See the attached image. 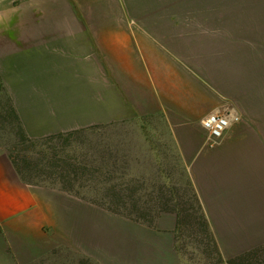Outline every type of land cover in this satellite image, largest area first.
<instances>
[{
  "label": "crops",
  "instance_id": "0c3cea01",
  "mask_svg": "<svg viewBox=\"0 0 264 264\" xmlns=\"http://www.w3.org/2000/svg\"><path fill=\"white\" fill-rule=\"evenodd\" d=\"M263 9L264 0H0V86L28 138L137 123L153 153L162 146L150 165L160 184L151 223L95 192L36 190L0 154V264L60 253L181 264L184 199L201 206L222 264L264 246V67L216 36V25L256 23ZM226 111L241 120L211 147L202 120ZM170 167L183 170L185 196L168 197Z\"/></svg>",
  "mask_w": 264,
  "mask_h": 264
},
{
  "label": "rangeland",
  "instance_id": "374dc122",
  "mask_svg": "<svg viewBox=\"0 0 264 264\" xmlns=\"http://www.w3.org/2000/svg\"><path fill=\"white\" fill-rule=\"evenodd\" d=\"M216 28L217 39L221 44L225 43L226 47H230L233 54H243L238 57L251 60L264 67V9L263 17L259 18L256 23H232L216 25ZM139 128L137 123H125L85 134H76L72 138L50 136L38 140L30 138L23 140L14 119L0 111V154L13 156L18 160L24 177L36 190L46 187L62 191L64 190L62 183L65 178L78 179V181L89 180L90 177L87 175L82 177L80 173L77 176L66 174L65 170L60 168L64 166L65 169V165L75 160L87 161L89 164L98 161L99 168L102 167V164L110 167L117 166L113 171L115 173L114 181L118 179L116 182L119 183L118 187L128 189L129 192L125 193L132 199L120 201L115 198L112 199V202L118 207L125 205L128 209V211L127 209L121 211L136 213L133 215V219L143 221L144 218L152 221L154 216L149 213L153 212V207L157 203L153 199L159 196L158 186L160 184L154 182V180H158V169H154L150 165L153 164L152 160L155 159V155H159L162 146H160V142H156L160 151L153 153L150 150V138L145 137L138 130ZM146 135L150 136L148 133ZM64 161L65 163H63ZM105 172V168H103V174ZM182 173V169L171 167L164 169V175H168L172 179V185L169 187L173 189L167 190L169 198L173 195L172 192H177L182 196L190 192ZM144 176L146 183L141 184L142 180L138 183L137 181ZM97 178L98 181L103 179L100 175ZM130 180L132 182H129ZM174 187L177 188V191H172ZM118 194L114 195L117 197ZM184 200L190 214L193 213V210L196 211L197 207L194 202ZM105 202L108 204L109 200ZM136 203L138 207L134 206ZM199 232V229L191 224L181 233L177 244L181 264H222L218 263L213 248L207 244ZM70 258L69 255L60 253L39 264L83 263L78 259Z\"/></svg>",
  "mask_w": 264,
  "mask_h": 264
},
{
  "label": "trees",
  "instance_id": "16d2710c",
  "mask_svg": "<svg viewBox=\"0 0 264 264\" xmlns=\"http://www.w3.org/2000/svg\"><path fill=\"white\" fill-rule=\"evenodd\" d=\"M3 88L0 86V111L3 114H8V117H12L15 121L16 126L18 127V130L20 132L21 137H23V140H27V136L24 133L23 128L21 127V123L17 117V114L15 112V109L13 107V104L11 103L10 98L5 95V93H2ZM85 134L87 132L84 131H75L67 134H60V135H55V137H73L76 134ZM13 161V164L21 176L22 180L28 184H30L29 181L26 180V178L23 175L21 165L18 160H16L13 156L10 157ZM74 161V160H73ZM108 162H111L108 160ZM65 163V161L63 162ZM89 164L87 161H77L75 160L72 163H69L64 166L60 167L61 169L65 170L66 174H71L77 176L79 173L82 174V177L84 176H89V180L85 181H78V179H73V178H68L64 179L62 186L65 191L73 192V193H80L81 191H89V192H95L98 194H101L104 198V202L106 200H109L108 204L113 208V210L120 211L126 210L127 207L125 205L118 207L117 205H114L112 202V199L114 200L115 198H118L120 201L122 200H129L132 199V197H128L126 195L129 192L128 189H120L118 187L119 183L114 182V169L115 167L112 166H105L102 165L101 168L95 167V165ZM60 166V165H59ZM105 166V167H103ZM103 168H105V173L103 174ZM116 170V169H115ZM102 176V180L98 181L96 178V175ZM105 176V177H103ZM31 185V184H30ZM101 187L100 189L98 187ZM79 188L78 190L76 188ZM119 192L120 194H118ZM114 194H118L117 197ZM163 205H168L172 202V200L167 199L161 201ZM135 203V202H134ZM106 204V202H105ZM137 204V203H136ZM134 205L135 207H138L137 205ZM170 209V208H169ZM178 209H179V214H178V239H180V235L183 232L184 228L188 227L189 225L193 224L196 229H199V233L202 234L204 240L209 244L214 251V254L218 258V263H223V257L220 252V249L218 247V244L216 242V239L213 235V233L210 231L209 225L206 221V218L204 214L202 213V208L199 205V207L196 209V211L193 210V213L190 214L189 210L186 209V201L185 200H179L178 203ZM128 211V209H127ZM129 218H133L132 213L129 214ZM142 219V218H141ZM143 221L147 223H151V220H145L144 218L142 219ZM81 264H85L84 262ZM227 264H264V246L262 247H257L251 250L246 251L245 253L230 259Z\"/></svg>",
  "mask_w": 264,
  "mask_h": 264
},
{
  "label": "built area",
  "instance_id": "2783aa9c",
  "mask_svg": "<svg viewBox=\"0 0 264 264\" xmlns=\"http://www.w3.org/2000/svg\"><path fill=\"white\" fill-rule=\"evenodd\" d=\"M241 118L231 111L209 114L202 120V126L207 132V144L211 147L221 144L231 126Z\"/></svg>",
  "mask_w": 264,
  "mask_h": 264
}]
</instances>
